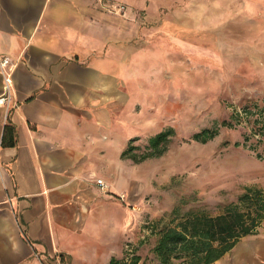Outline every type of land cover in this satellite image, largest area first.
Here are the masks:
<instances>
[{
    "label": "crops",
    "instance_id": "1",
    "mask_svg": "<svg viewBox=\"0 0 264 264\" xmlns=\"http://www.w3.org/2000/svg\"><path fill=\"white\" fill-rule=\"evenodd\" d=\"M131 27L97 0H0V56L14 63L0 104V264H110L135 243L119 180L136 74L120 37ZM3 83L0 65V94ZM7 125L15 145L3 144ZM261 229L211 264H264Z\"/></svg>",
    "mask_w": 264,
    "mask_h": 264
},
{
    "label": "rangeland",
    "instance_id": "2",
    "mask_svg": "<svg viewBox=\"0 0 264 264\" xmlns=\"http://www.w3.org/2000/svg\"><path fill=\"white\" fill-rule=\"evenodd\" d=\"M97 1L132 23L120 37L136 73L135 104L121 115L128 142L144 152L150 136L174 130L164 154L127 159L119 177L121 201L137 212L134 252L158 264L164 228L264 189V0ZM213 126V139L188 141Z\"/></svg>",
    "mask_w": 264,
    "mask_h": 264
},
{
    "label": "trees",
    "instance_id": "3",
    "mask_svg": "<svg viewBox=\"0 0 264 264\" xmlns=\"http://www.w3.org/2000/svg\"><path fill=\"white\" fill-rule=\"evenodd\" d=\"M223 124L230 125L229 122ZM218 130L217 126L206 127L195 132L188 141L208 142ZM173 132L169 128L150 136L144 152L132 138L121 156L135 162L161 156L167 151ZM3 144H16L15 131L10 125L6 126ZM240 203L245 204L243 209L238 206ZM263 220L264 189L249 187L238 197V202L227 205L218 215L194 214L164 228L153 250L161 264H174L175 261L179 264H211L229 252L242 237L256 233ZM140 259L134 254L127 263L124 255L122 258L113 257L110 264H137Z\"/></svg>",
    "mask_w": 264,
    "mask_h": 264
},
{
    "label": "built area",
    "instance_id": "4",
    "mask_svg": "<svg viewBox=\"0 0 264 264\" xmlns=\"http://www.w3.org/2000/svg\"><path fill=\"white\" fill-rule=\"evenodd\" d=\"M0 65L3 72V92L0 94V104L7 105L12 98V92L14 88V79H13V66L14 63L12 62L9 56H0ZM96 182L100 185L103 191H108L110 186L109 184L104 181L102 178H97ZM134 245L131 241H127L125 243V261L130 263L132 257L134 256Z\"/></svg>",
    "mask_w": 264,
    "mask_h": 264
}]
</instances>
